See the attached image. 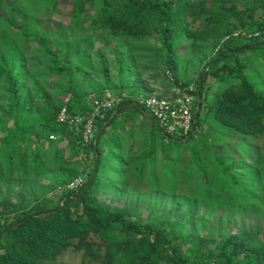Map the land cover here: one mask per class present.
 I'll use <instances>...</instances> for the list:
<instances>
[{
  "label": "trees",
  "instance_id": "1",
  "mask_svg": "<svg viewBox=\"0 0 264 264\" xmlns=\"http://www.w3.org/2000/svg\"><path fill=\"white\" fill-rule=\"evenodd\" d=\"M71 1L75 26L71 36L78 46L86 39L87 48L84 53L76 48L80 60L74 68L75 79L67 86L69 99L64 103L48 97L36 105L32 86L39 82L34 71L42 63L33 65L29 55L43 54L47 66L42 76H68L71 60L62 47L44 40L32 25L35 16L31 14L53 15L61 0H0V7L7 10L0 12L4 19V31L0 32L4 41L0 43V182L34 180L47 170L73 167L72 174L55 186L46 200L22 203L0 214V264H45L71 247L83 250L86 257L101 259L102 264H264V240L255 233L227 231L214 251L207 238L186 227L200 204L257 212L264 207V11L258 15L256 4L264 7V0H243L242 9L237 0H213L230 15L222 20L209 14V0ZM197 10L207 12L203 17L206 28L212 20L226 26L220 31L214 55L205 61L196 79L201 102L189 140L166 133L139 107L129 105L137 95L148 94L137 83L94 91L98 97L107 91L129 93L121 103L125 107L111 119L114 108L105 109L96 118V142L83 144L81 125L70 127L58 120L64 104L74 113L93 107L89 94H80L75 87L89 64L85 59L92 40L81 32L88 31L87 21L139 44L148 40L146 33L156 32L165 71L173 76H167L170 88L191 82L177 71L178 47L179 38L188 43L183 55L199 47L196 32L203 24L190 29L185 17L186 12L196 14ZM239 30L259 33L235 35ZM203 60L205 55L197 59ZM254 60L261 69L253 65ZM126 62L121 72L132 66L134 59ZM209 77L222 92L203 113ZM108 138L115 144L118 168L116 175L102 178V154ZM67 147L70 157H66ZM82 150L92 154V166L84 158L75 159ZM79 174L86 175L83 185L76 191L67 189L65 185ZM142 184L172 196L176 207H186L188 214L163 227L131 219L127 210L104 205L97 196L102 191L125 192ZM56 194L59 201L51 206L49 201ZM103 243L106 253L101 255Z\"/></svg>",
  "mask_w": 264,
  "mask_h": 264
},
{
  "label": "rangeland",
  "instance_id": "2",
  "mask_svg": "<svg viewBox=\"0 0 264 264\" xmlns=\"http://www.w3.org/2000/svg\"><path fill=\"white\" fill-rule=\"evenodd\" d=\"M237 1L238 8H244V1ZM208 4L211 7L209 14L217 16L220 20L230 18L228 13H224L218 8L215 1L209 0ZM256 4L259 6L257 10L259 15V13L261 14L264 11V7L257 2ZM71 8V0H61L53 15L44 12L31 14V16H35L32 25L38 33L43 35L44 40L55 48L62 47L71 60L68 76L62 78L58 75L43 74L44 76H42L47 66L43 54L29 55L28 61L33 65H36L37 61L42 63L34 71V76L39 82V85L32 86V96L36 105L42 104L48 97L62 99L64 103L70 97V94L66 92L67 86L72 79H75L74 68L80 60L76 48L78 47L80 53H84L87 48L86 39L80 40L81 44L78 46V40L75 36H71L75 32V26L71 22ZM5 11H7L6 8L0 7V12L5 13ZM206 13V11L203 13L199 10H197L196 14L185 13L190 29L199 27L201 23L203 24L199 31L196 32L200 38V45L195 48L193 53L191 51L189 55H183L184 51H187L188 43L185 39L179 38L178 48L180 53L177 71L181 72V77L190 79L191 82L195 83L205 61L214 55V47L221 37L220 31L226 26L225 23L221 24L212 20L208 22L209 25L206 28L203 22V17ZM3 24L4 19L0 17V32L4 31ZM85 25L89 28L88 31L81 32H83L84 37L87 36L92 40V46L85 59L89 64L86 66L84 75L75 82L78 93L89 94L88 98L92 99L96 96L94 91L97 89L136 83L138 87L144 88L148 93L164 94L170 90L171 87L169 88L167 76L172 79L173 76H171L170 72L165 71L163 59L158 51L161 41L156 32L146 33L148 40L139 44L133 43L137 42L135 39H126L125 35L115 37L105 29L90 26V21H87ZM202 29L205 30L202 31ZM181 36L183 37L184 34L181 33ZM0 43L3 44L4 41L0 40ZM34 44L36 45V43ZM203 55H205V60L198 62V57ZM131 59H134V64L130 67H125L123 72H121V67L124 65L123 62L126 64V61ZM259 61H262V58ZM252 63L261 69L258 60L257 62L254 60ZM30 82H26V85H31ZM206 83L209 84V90L207 99L204 101L203 113L208 109L209 103L215 101L222 92L212 77H209ZM65 105L62 109L66 107ZM207 126V123L204 124V128H207ZM107 145L106 151L102 154L103 169L100 173L102 178L103 175L104 178L116 175L118 168L115 144L108 138ZM173 147L175 148L174 145ZM65 153L66 157H70L69 147L66 148ZM81 154L75 156V159L83 158ZM90 160L92 161L90 162ZM87 161V163L90 162L91 166L93 165L92 154L90 156L87 155ZM63 166L65 167L43 172L38 179L22 180L12 178L0 182V214L4 211L8 213V209H12L22 203H31L36 199L46 200L44 197L49 198L48 196L52 193V189L72 174L71 168L73 167ZM111 192L110 190L100 192L97 195L100 198V202L107 206L127 210L131 219H141L165 227L188 214L186 207H176L172 196H163L149 189L144 184L125 192L119 189ZM52 199L49 204L55 206L59 201V194H56ZM186 227L194 230L196 235H202L207 238L211 249L214 251L224 240L227 231L231 230L255 233L264 240V207L260 212H257L253 209H227L209 204H200L197 206L196 214L192 218L191 223L186 221ZM100 253L101 255L106 253V245L104 243ZM45 264H102V260L86 257L83 254V250H76L71 247L64 250L56 259L46 261Z\"/></svg>",
  "mask_w": 264,
  "mask_h": 264
},
{
  "label": "built area",
  "instance_id": "3",
  "mask_svg": "<svg viewBox=\"0 0 264 264\" xmlns=\"http://www.w3.org/2000/svg\"><path fill=\"white\" fill-rule=\"evenodd\" d=\"M264 18V14L262 15ZM240 33L258 34L259 32L247 33L245 30L236 31ZM197 84L191 82L185 85L173 84L170 90L164 94L148 93L137 95L134 102L140 103L157 121L166 133L177 134L183 137L188 136L193 131L195 124L194 113L197 107L198 94ZM129 96L128 92L115 93L107 91L104 97L95 96L92 98V109L85 113H74L64 107L58 114L60 122L67 123L70 127L82 126V142L89 144L95 140V120L103 114L105 109H112L121 105L122 101ZM51 137H55L51 135ZM81 157L87 160V154L82 150ZM91 162V160H90ZM89 162V163H90ZM85 175L79 174L70 180L65 187L76 191L85 182ZM202 264H213L205 262Z\"/></svg>",
  "mask_w": 264,
  "mask_h": 264
},
{
  "label": "water",
  "instance_id": "4",
  "mask_svg": "<svg viewBox=\"0 0 264 264\" xmlns=\"http://www.w3.org/2000/svg\"><path fill=\"white\" fill-rule=\"evenodd\" d=\"M200 102H201V93H199L198 94V100H197V107H196V110H195V113H194V120H195V123H196V121H197V117H198V113H199V107H200ZM129 105H135V106H137V107H139L149 118H151V119H153L154 121H156L155 120V118L140 104V103H138V102H134L133 104H129ZM125 107V105H118V106H116L114 109H113V111H112V114H111V117H110V119L115 115V113L117 112V111H119L120 109H122V108H124ZM156 123H157V121H156ZM195 128V124H194V126H193V129ZM191 134H189L188 136H186V137H184V138H181L180 140L181 141H187V140H189L190 138H191ZM97 139H98V136H96L95 137V142L97 141ZM89 185V182L87 183V186ZM49 212V211H48ZM48 212H45L44 214H48ZM5 232H2V234H4Z\"/></svg>",
  "mask_w": 264,
  "mask_h": 264
}]
</instances>
